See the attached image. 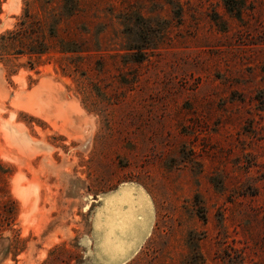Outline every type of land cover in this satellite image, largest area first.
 Masks as SVG:
<instances>
[{"label": "rangeland", "instance_id": "374dc122", "mask_svg": "<svg viewBox=\"0 0 264 264\" xmlns=\"http://www.w3.org/2000/svg\"><path fill=\"white\" fill-rule=\"evenodd\" d=\"M76 2L0 0V264H264V0Z\"/></svg>", "mask_w": 264, "mask_h": 264}, {"label": "water", "instance_id": "95a60500", "mask_svg": "<svg viewBox=\"0 0 264 264\" xmlns=\"http://www.w3.org/2000/svg\"><path fill=\"white\" fill-rule=\"evenodd\" d=\"M125 191H127L130 194V197L132 198V201H134V202L136 200V198H135L136 195L138 193H140V189L138 187H136L132 184H122L113 192V194H115L117 192L123 193ZM113 194L104 195L103 198L101 199V204L104 202V200L107 197L112 196ZM149 225H150V217L148 218L142 233L136 238V240H134L129 245L128 249H126V251L124 253L114 256L112 259H109L107 262L102 261L103 262L102 264H121V263L125 262L128 258H130L135 253L137 248L140 246V244L144 240V238L146 237L148 230H149ZM95 256H96V254H95ZM96 258H97V256H96Z\"/></svg>", "mask_w": 264, "mask_h": 264}, {"label": "trees", "instance_id": "16d2710c", "mask_svg": "<svg viewBox=\"0 0 264 264\" xmlns=\"http://www.w3.org/2000/svg\"><path fill=\"white\" fill-rule=\"evenodd\" d=\"M76 7H77L76 0H62V12L66 16L72 15L73 12L76 10ZM49 32H50V35L55 36L54 24H51V26H49ZM47 49H48L47 47L42 45V46H40V48H38V47L37 48H28V51L30 53L39 54V53L45 52ZM62 51H69V50L62 49Z\"/></svg>", "mask_w": 264, "mask_h": 264}, {"label": "bare ground", "instance_id": "6f19581e", "mask_svg": "<svg viewBox=\"0 0 264 264\" xmlns=\"http://www.w3.org/2000/svg\"><path fill=\"white\" fill-rule=\"evenodd\" d=\"M124 193H128V192H127V191H125V192H123V193H122V192H117V193L113 194L112 197L119 196V195L124 194ZM121 196H122V195H121ZM121 196H120V197H121ZM123 196H124V198H125V195H123ZM109 197H111V196H109ZM109 197H107V198H109ZM129 198H130V197H129ZM116 199H117V198H116ZM118 199H119L118 202H119L121 205L124 204L123 201H122V202L120 201V198H118ZM118 199H117V200H118ZM117 200H116V201H117ZM121 200H122V198H121ZM127 200H128V199H126V202H127ZM112 201H113V200H112ZM128 201H129V200H128ZM130 201H131V199H130ZM113 202H114V201H113ZM124 202H125V201H124ZM135 202H137V201H135ZM135 202H134V204H135ZM115 203H116V202H114V204H115ZM128 203H130V202H128ZM139 203H140V202H139ZM137 204H138V203H137ZM140 204H141V203H140ZM125 205H127V204L125 203ZM141 205H142V204H141ZM113 206H114V205L112 204V207H113ZM122 206H123V205H122ZM134 206H136V205H134ZM137 206H138V205H137ZM109 207H111V206L109 205ZM112 207H111V208H112ZM114 207H115V208L117 207L116 204H115ZM127 207H128V205H127ZM106 208H107V207H106ZM106 208H105V209H106ZM111 208H110V209H111ZM117 208H118V207H117ZM120 208L124 209L125 207H120ZM107 209H108V208H107ZM126 209H127V208H126ZM145 209H146V207H145ZM127 210H129V209H127ZM112 211H113V210H112ZM114 211L116 212V209H115ZM119 211H121V210H119ZM123 211H124V210H123ZM141 211H142V210H141ZM105 212H107V211H105ZM148 212H149V211H148ZM107 213H109V211H108ZM110 213H111V212H110ZM135 213H136V212H135ZM119 214H120V213H119ZM127 215H128V214H127ZM114 216H115V215H114ZM119 216H120V215H119ZM128 216H129V215H128ZM112 217H113V216H112ZM132 217H134V216H132ZM115 218H116V217H115ZM117 218H118V217H117ZM122 218H123V216H122ZM127 218H128V217H127ZM144 218H145V216H144ZM146 219H147V218H146ZM109 220H110V216H109ZM127 222H128V221H127ZM125 223H126V222H124V224H125ZM128 224H129V223H128ZM130 224H131V223H130ZM122 226H124V225H122ZM132 226H134V225H132ZM136 227H137V226H136ZM137 229H138V228H137ZM142 229H143V228H142ZM140 230H141V227H140ZM140 230H139V231H140ZM126 231H127V230H126ZM142 231H143V230H142ZM131 232H132V231H131ZM141 233H142V232H141ZM141 233H139V235H140ZM133 234H134V233H133ZM139 235H138V236H139ZM138 236H137V237H138ZM137 237H136V238H137ZM129 238H130V237H129ZM130 240H131V238H130ZM135 240H136V239H135ZM118 255H119V254H118Z\"/></svg>", "mask_w": 264, "mask_h": 264}, {"label": "crops", "instance_id": "0c3cea01", "mask_svg": "<svg viewBox=\"0 0 264 264\" xmlns=\"http://www.w3.org/2000/svg\"><path fill=\"white\" fill-rule=\"evenodd\" d=\"M102 261V260H101ZM104 262H107V261H104Z\"/></svg>", "mask_w": 264, "mask_h": 264}]
</instances>
